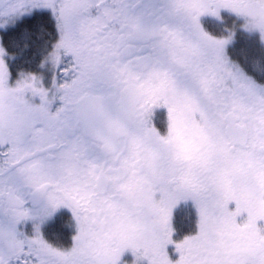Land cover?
I'll list each match as a JSON object with an SVG mask.
<instances>
[{
  "label": "snow or ice",
  "instance_id": "6c2138e0",
  "mask_svg": "<svg viewBox=\"0 0 264 264\" xmlns=\"http://www.w3.org/2000/svg\"><path fill=\"white\" fill-rule=\"evenodd\" d=\"M0 35V264H264V0H0Z\"/></svg>",
  "mask_w": 264,
  "mask_h": 264
},
{
  "label": "flooded vegetation",
  "instance_id": "af4514ba",
  "mask_svg": "<svg viewBox=\"0 0 264 264\" xmlns=\"http://www.w3.org/2000/svg\"><path fill=\"white\" fill-rule=\"evenodd\" d=\"M206 27L209 28V30H217L218 31V26L214 25L211 21L206 20L205 21ZM27 27V25H25ZM17 34L13 33L11 36L7 37L8 40H12L15 38ZM0 38H3L2 35H0ZM251 48L256 50V53H254L255 58L259 59V54H258V45L254 43V41L249 40L246 36L242 34H238L237 37V44H236V49H235V54L238 58L243 59L245 54H250L253 55ZM21 66H23V62H21ZM28 67H35V63L33 62L32 64L28 65ZM66 223V221L64 222ZM183 223V222H182ZM69 239L68 233L66 232L64 235V240L67 242Z\"/></svg>",
  "mask_w": 264,
  "mask_h": 264
}]
</instances>
